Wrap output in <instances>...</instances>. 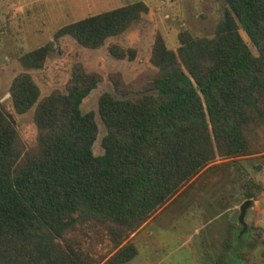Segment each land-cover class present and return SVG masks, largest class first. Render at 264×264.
<instances>
[{
    "label": "trees",
    "instance_id": "1",
    "mask_svg": "<svg viewBox=\"0 0 264 264\" xmlns=\"http://www.w3.org/2000/svg\"><path fill=\"white\" fill-rule=\"evenodd\" d=\"M224 2L212 36L183 30L172 49L156 35L150 77L127 83L111 75L114 92L103 91L97 103L100 152L96 112L81 106L99 72L76 61L65 88L42 96L30 72L13 76L12 105L19 113L33 107L36 142L22 151L0 107V264H122L137 253L133 234L216 156L250 152V132L264 113V0ZM146 9L143 1L126 4L66 23L54 36L96 48ZM50 48L40 45L20 60L40 67ZM109 48L127 55L118 44ZM260 189L248 179L242 198ZM244 236V249L257 244ZM229 247L233 264L235 255L250 264L248 249Z\"/></svg>",
    "mask_w": 264,
    "mask_h": 264
},
{
    "label": "rangeland",
    "instance_id": "2",
    "mask_svg": "<svg viewBox=\"0 0 264 264\" xmlns=\"http://www.w3.org/2000/svg\"><path fill=\"white\" fill-rule=\"evenodd\" d=\"M137 1H143L147 9L125 31L107 38L99 47L82 46L69 35L54 36L66 23ZM224 7V0H0V107L15 124L22 151L36 142V126L33 107L19 113L12 105L9 86L18 72H30L41 96L53 88L64 89L76 61L88 71L99 72L101 80L81 106L83 110L96 112L99 136L94 151L100 152V139L105 129L97 115V103L103 91L114 92L111 75L118 73L127 83L136 82L141 76L150 77L157 70L150 60L157 34L172 49L178 47V33L183 30L194 36H212ZM242 34L256 53L255 46ZM48 42L51 48L40 67L22 64L20 56L23 53ZM113 43L125 48L127 55L115 56L109 48ZM131 52L133 57L128 56ZM249 145L248 154L229 159L216 156L211 162L212 168L193 178L185 190L162 207L161 216L175 223L174 231L183 230L179 223H188L190 231L194 228L192 223L196 224L199 232L192 239L199 248L193 252L188 242L173 249L177 241L164 231L169 238L157 252L173 251L159 264H194L196 261L199 264H233L228 247H235L239 253L247 250L242 247L244 234L257 240L246 252L248 263H264V113L250 132ZM248 179L260 184L261 189L245 211L247 228L240 233L239 205L245 199L242 190ZM211 218L219 219L222 225L212 222L199 226ZM235 230H239V238ZM179 235L189 239L187 233ZM241 260L235 255V264Z\"/></svg>",
    "mask_w": 264,
    "mask_h": 264
},
{
    "label": "crops",
    "instance_id": "3",
    "mask_svg": "<svg viewBox=\"0 0 264 264\" xmlns=\"http://www.w3.org/2000/svg\"><path fill=\"white\" fill-rule=\"evenodd\" d=\"M161 213V210L157 211L151 218H149V220L142 227H140L133 234L132 238L137 246V253L131 259L122 264H159L163 261L166 256L170 254V252L173 251V249L180 248L188 242L193 252L196 251V248H199V246L196 247L197 245L195 244V241L193 243L192 239L195 238V236H197L196 234H198L199 232V229L195 228L197 227L196 224L192 223V226L194 228H192L193 230L191 229L190 231L188 229V223L184 222L182 225L181 223H179L180 227L183 226L185 229L182 228V231L181 229H179L178 231H174L173 226L175 225V223L165 219L167 218V216H161ZM212 222L215 225H222V222L219 219L217 220V218H211L205 223L200 224L199 226L204 227L207 224H211ZM164 231L169 232L171 236L176 239L177 245L173 249L169 250L167 253L161 254L157 252V250L160 248V245L169 238V236L166 235ZM182 232L187 233V235H189V239L186 237L181 238L179 234ZM194 264H199V262L196 261L194 262Z\"/></svg>",
    "mask_w": 264,
    "mask_h": 264
},
{
    "label": "water",
    "instance_id": "4",
    "mask_svg": "<svg viewBox=\"0 0 264 264\" xmlns=\"http://www.w3.org/2000/svg\"><path fill=\"white\" fill-rule=\"evenodd\" d=\"M259 167V165H258ZM253 204V198H245L239 205V214H238V220L240 221L241 225H242V229L240 230V233H243L246 231V225L244 222V215H245V211L247 209V207H249L250 205ZM245 230V231H244Z\"/></svg>",
    "mask_w": 264,
    "mask_h": 264
}]
</instances>
